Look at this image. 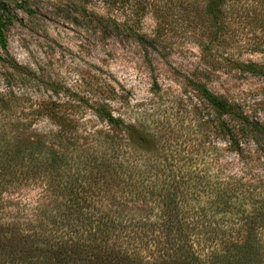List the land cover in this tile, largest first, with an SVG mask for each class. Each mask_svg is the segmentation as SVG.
Returning a JSON list of instances; mask_svg holds the SVG:
<instances>
[{
	"label": "trees",
	"instance_id": "1",
	"mask_svg": "<svg viewBox=\"0 0 264 264\" xmlns=\"http://www.w3.org/2000/svg\"><path fill=\"white\" fill-rule=\"evenodd\" d=\"M3 9L0 0L7 50ZM185 10L203 52L226 44L231 23L234 41L250 30L248 46L264 50V0H193ZM113 23L143 44L162 35L149 38L133 18ZM230 68L264 77V63ZM24 81L5 80L0 98V264H264V119L239 96L190 80L198 143L183 146L162 124L117 112L112 90L88 100L85 117L75 94L59 100L48 81L51 93L34 98L14 87Z\"/></svg>",
	"mask_w": 264,
	"mask_h": 264
},
{
	"label": "rangeland",
	"instance_id": "2",
	"mask_svg": "<svg viewBox=\"0 0 264 264\" xmlns=\"http://www.w3.org/2000/svg\"><path fill=\"white\" fill-rule=\"evenodd\" d=\"M191 2L3 0L8 45L7 50L0 48L4 58L0 59V98L5 96V80H25L14 87L34 98L49 95L45 83L51 81L59 90L54 97L66 100L75 94L82 102L75 107L76 113L88 117V100L93 102L112 90L110 94L116 95L111 105L117 112L133 119L147 117L145 122L151 126H165L171 140L196 146L201 106L190 80H197L218 94L239 96L264 119V77L230 68L234 59L264 63V50L248 46L257 38L249 30L234 41L231 23L226 44L212 41L208 52H203L200 33L187 25L193 11L185 7ZM167 16L172 21L168 29ZM126 18L137 20L135 26L149 38L156 31L162 35L143 44L112 26L114 20ZM4 120L0 107V127ZM21 192L32 200L40 197L36 188Z\"/></svg>",
	"mask_w": 264,
	"mask_h": 264
}]
</instances>
